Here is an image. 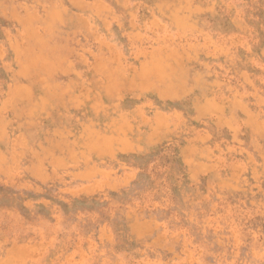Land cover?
Wrapping results in <instances>:
<instances>
[{
  "label": "rangeland",
  "instance_id": "374dc122",
  "mask_svg": "<svg viewBox=\"0 0 264 264\" xmlns=\"http://www.w3.org/2000/svg\"><path fill=\"white\" fill-rule=\"evenodd\" d=\"M0 264H264V0H0Z\"/></svg>",
  "mask_w": 264,
  "mask_h": 264
},
{
  "label": "bare ground",
  "instance_id": "6f19581e",
  "mask_svg": "<svg viewBox=\"0 0 264 264\" xmlns=\"http://www.w3.org/2000/svg\"><path fill=\"white\" fill-rule=\"evenodd\" d=\"M51 15H52V14H51ZM53 19H54V18H53ZM180 55H182V54H180ZM152 56H153V55H152ZM160 56H161V55H160ZM36 60H37V59H36ZM156 60H157V59H156ZM44 61H45V60H44ZM111 61H112V60H111ZM157 61H158V60H157ZM141 64H142V63H141ZM146 65H147V64H146ZM156 65H158V64L156 63ZM159 66H160V65H159ZM159 66H158V67H159ZM151 67H152V66H151ZM142 68H143V67H142ZM142 68H141V69H142ZM146 68H147V67H146ZM159 68L161 69L162 67H159ZM147 69H148V68H147ZM150 69H151V68H150ZM157 69H158V68H157ZM161 70H162V69H161ZM146 71H147V70H146ZM157 71L160 72L159 69H158ZM161 72H162V71H161ZM145 73H146V72H145ZM143 74H144V72H143ZM158 74H160V73H158ZM162 74H163V73H162ZM162 74H160L161 77H162ZM140 75H142V73H140ZM143 76H144V75H143ZM147 76H149V74H148ZM160 79H161V78H160ZM132 81H133V80H132ZM129 83H130V82H129ZM142 85H143V83H142ZM146 85H147V84H146ZM145 88H146V87H145ZM145 88H144V89H145ZM106 90H107V89H106ZM16 95H17V94H16ZM171 95H172V94H171ZM13 96H15V95H12V97H13ZM42 98H43V97H42ZM42 98H41V100H42ZM46 100H47V99H46ZM126 121H127V120H126ZM129 125H130V124H129ZM120 127H121V126H120ZM119 130H120V129H119ZM121 130H122V129H121ZM107 136H108V135H107ZM107 136H106V137H107ZM103 139H104V138H103ZM123 139H125V138H123ZM123 139H122V140H123ZM74 142H75V141H74ZM107 143H108V142H107ZM126 143H128V142H126ZM24 144H25V143H24Z\"/></svg>",
  "mask_w": 264,
  "mask_h": 264
}]
</instances>
